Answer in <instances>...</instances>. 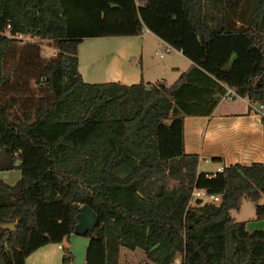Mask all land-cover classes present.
I'll return each mask as SVG.
<instances>
[{
  "label": "trees",
  "instance_id": "trees-1",
  "mask_svg": "<svg viewBox=\"0 0 264 264\" xmlns=\"http://www.w3.org/2000/svg\"><path fill=\"white\" fill-rule=\"evenodd\" d=\"M142 27L190 61L171 83L82 79V38ZM224 86L264 102V0H0V171L19 170L0 178V264L59 242L82 204L97 215L83 264H117L121 247L147 264H264V229L229 212L247 200L264 216V147L213 173L183 149V115L210 114ZM193 186L218 201L189 204Z\"/></svg>",
  "mask_w": 264,
  "mask_h": 264
},
{
  "label": "crops",
  "instance_id": "crops-1",
  "mask_svg": "<svg viewBox=\"0 0 264 264\" xmlns=\"http://www.w3.org/2000/svg\"><path fill=\"white\" fill-rule=\"evenodd\" d=\"M144 35H152L155 38L156 45H163V48L167 45V43L149 30L141 31L134 35L97 36L111 39L115 42L112 43L113 47L109 53H105L108 54L107 57H105L106 66L103 64V68H99V70L103 69L102 74H105V76H108V73L111 74L106 80H116L121 83L136 82L140 79L146 82L161 81L163 77L162 75H156L158 73L154 75L155 78L153 81L150 79L151 77L146 75L153 72L154 69L155 71H159V66H149L143 59L144 46L141 37ZM134 38H139L138 48L134 46L136 43ZM170 49H173L175 53L185 61L182 69L170 63L167 65V67L174 72L176 77L180 71L187 67L190 61L183 56L179 50L171 46ZM76 55L78 71L80 72L82 79L85 80L79 66L80 59L78 45ZM134 58H137L139 61L138 71H136L135 68H132V65L130 64V60ZM97 74L100 73L98 72ZM88 75L92 77L96 75V72H94V70H89ZM226 99L230 100L228 101ZM247 101L248 100L245 96L240 95L232 98L220 97L208 115H183V149L185 152L197 154L198 159L196 170L213 171L216 162H220L225 166L230 163L249 164L253 161L263 160L264 102L261 107L262 114H259L249 109ZM213 157L218 159L213 160ZM201 166L202 168H200ZM259 201V203H264V192L261 194ZM250 216L251 217H247V219L239 218L238 220L245 221V228L248 231L257 228L264 229V216L258 219H254L252 217L253 215ZM44 245L35 248L26 255L24 258V264H27L26 261L33 255L32 253L39 250H41L40 255L43 251L41 257H43L44 254L46 256V251L42 250ZM122 255H124L122 264H147L145 263L146 260L143 256V252L139 248L125 250H120L119 248L117 264H121ZM134 256H136V259H134ZM47 257L48 256H46V258ZM178 260L179 257L176 256L169 264H178ZM40 261L42 263L32 261L30 264L44 263V259H41ZM148 264L152 263L148 262Z\"/></svg>",
  "mask_w": 264,
  "mask_h": 264
},
{
  "label": "rangeland",
  "instance_id": "rangeland-1",
  "mask_svg": "<svg viewBox=\"0 0 264 264\" xmlns=\"http://www.w3.org/2000/svg\"><path fill=\"white\" fill-rule=\"evenodd\" d=\"M20 43L24 42H34L37 43L39 46V53L43 57H49L53 55L56 52L55 47L52 44V41L49 39H39L37 37H31L28 35H21L20 37ZM143 41L144 46V52H143V59L146 61V64L152 67L159 66V71L150 72L149 74H146L148 77H151L150 79L153 81L156 75H162L161 81L163 83L169 84L171 83L174 78L175 74L174 72L167 67V65L170 63L172 65H175L176 67L182 69L184 67L185 61L182 59V57H179L175 53L173 49H170L169 51L163 50V45H156L155 38L152 35H144L141 37ZM136 43L134 44L135 47L138 48L139 45V38H134ZM112 43H115L114 40L103 38V37H97V36H91V37H84L81 39L80 43L78 44V50H79V66L82 71V75L85 79V81H101L106 80V78L110 77L111 74L108 73V76L105 74H102V70H99V68H103V64L105 65V57H107L109 51L113 47ZM136 48V49H137ZM134 50V49H133ZM158 52H162L161 56H158ZM135 57V56H134ZM138 57V55H137ZM89 61V63H88ZM130 64L132 65V68H135L136 71L139 69V61L137 58L131 59ZM89 70H94L96 72V75L89 76L88 72ZM100 74H97V73ZM89 77V78H88ZM153 77V78H152ZM158 77V76H157ZM230 100V99H226ZM202 168V166L200 167ZM19 176V170L17 168H12L9 170H1L0 171V178L4 181H7L9 183H12L17 179ZM258 202H260L258 200ZM230 215L235 217L236 219L243 218L247 219V217H251L250 215H254V203L251 201L243 200L240 207L238 209H230L229 210ZM253 217V216H252ZM42 250L46 251V258L45 254L43 257V251L42 254L41 250L32 253L33 255L27 259V264H30L32 261L34 262H40V260L44 259L43 264H62L61 263V256L66 254V245H63L62 248L56 247V242H48L43 247ZM125 250L123 248H120V250ZM124 255L121 256V264L123 261ZM136 259V256H134ZM46 259V260H45ZM39 264V263H37ZM67 264H71V261Z\"/></svg>",
  "mask_w": 264,
  "mask_h": 264
},
{
  "label": "water",
  "instance_id": "water-1",
  "mask_svg": "<svg viewBox=\"0 0 264 264\" xmlns=\"http://www.w3.org/2000/svg\"><path fill=\"white\" fill-rule=\"evenodd\" d=\"M76 217L77 221L73 226V230L66 237V250L72 257L71 264H83L89 244V237L84 233L94 226L97 215L87 204H82L76 213ZM0 227L11 229L13 223H0Z\"/></svg>",
  "mask_w": 264,
  "mask_h": 264
},
{
  "label": "built area",
  "instance_id": "built-area-1",
  "mask_svg": "<svg viewBox=\"0 0 264 264\" xmlns=\"http://www.w3.org/2000/svg\"><path fill=\"white\" fill-rule=\"evenodd\" d=\"M8 27V25L6 26ZM148 29L145 27H142L141 31H147ZM15 36L20 37L21 34L16 33ZM170 49V45H165L163 50L164 51H168ZM158 55L161 56L162 52H158ZM239 96L233 88L228 87V86H224V92L220 95V97H224V98H232V97H236ZM246 97V96H245ZM247 98V97H246ZM247 102H248V107L251 111L257 112L259 114H262L261 111V107L263 102L262 101H251L247 98ZM223 168V164L220 162H216L215 168L213 171H210L211 173L215 172V171H221ZM198 199L200 200V202H217L218 201V194L216 193H210L208 192L205 188H199V187H192L191 192H190V197L188 200L189 204H193L195 202V200ZM67 236H63L62 239L56 243V247L57 248H62L63 245L67 244V240H66Z\"/></svg>",
  "mask_w": 264,
  "mask_h": 264
}]
</instances>
